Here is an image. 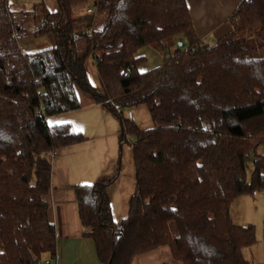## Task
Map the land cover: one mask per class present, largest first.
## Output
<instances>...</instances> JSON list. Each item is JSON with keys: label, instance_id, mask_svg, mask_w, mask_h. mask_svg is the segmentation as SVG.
<instances>
[{"label": "trees", "instance_id": "trees-1", "mask_svg": "<svg viewBox=\"0 0 264 264\" xmlns=\"http://www.w3.org/2000/svg\"><path fill=\"white\" fill-rule=\"evenodd\" d=\"M57 1V11L44 3L17 11L0 0V264L56 257L53 159L85 137L48 118L79 109L78 90L118 118L136 167L119 222L112 180L75 188L83 234L102 263L132 264L169 246L181 264H251L243 250L256 245L255 227L236 225L231 205L264 192V0H243L231 31L213 43L199 37L187 0ZM47 35L53 48L22 50L25 36ZM176 37L186 46L167 53ZM149 46L164 62L142 72L146 58L137 54ZM89 58L102 92L90 81ZM142 106L153 123L147 130L118 110Z\"/></svg>", "mask_w": 264, "mask_h": 264}, {"label": "crops", "instance_id": "crops-1", "mask_svg": "<svg viewBox=\"0 0 264 264\" xmlns=\"http://www.w3.org/2000/svg\"><path fill=\"white\" fill-rule=\"evenodd\" d=\"M242 1L187 0L199 37L212 42L215 41L212 39L215 35L219 39L229 33L230 18ZM9 3L17 11L31 10L42 3L50 11L58 10L57 0H9ZM219 11L225 17H220L217 21L215 17ZM183 44L179 48L186 46V43ZM20 46L27 53L42 51L53 48L55 39L52 35L38 39L25 37ZM86 67L92 85L102 92L99 71L92 58L86 61ZM78 99L79 109L48 118L50 125H71L85 140L61 148L53 159L51 211L56 228L57 252L54 258L51 255L45 256L40 264H103L98 257L95 242L83 234L75 191L77 186L112 180L108 195L115 222L128 216L130 201L136 191L133 147L130 143H122L118 118L105 106L97 103L90 94L78 90ZM133 112V122L141 129L153 127L146 107L136 108ZM132 264L181 263L174 259L169 246H163L138 256Z\"/></svg>", "mask_w": 264, "mask_h": 264}, {"label": "rangeland", "instance_id": "rangeland-1", "mask_svg": "<svg viewBox=\"0 0 264 264\" xmlns=\"http://www.w3.org/2000/svg\"><path fill=\"white\" fill-rule=\"evenodd\" d=\"M85 8L86 4L83 3L75 5V16L82 14ZM220 17L224 18L225 15H222L219 11V14L216 15L215 19L218 21ZM104 18L105 16H103L101 22ZM101 24L102 23H100V25ZM228 25L231 31V26L230 24ZM26 31H32L30 25L26 26ZM179 39L180 37H176L166 43L167 53L174 54L181 43H186L185 40L179 41ZM212 39L216 40L217 35H215V38L213 37ZM171 41H173L174 45L171 44ZM28 43L31 42L28 41ZM211 43H213V41ZM81 48L83 49L84 46L81 45ZM137 55L146 58V63L140 69L142 72L157 68L164 62L163 51L150 46L141 49ZM259 56L264 57V50L259 52ZM260 151L263 152L264 148L260 147ZM231 217L233 222L238 226L247 227L252 225L255 227L257 243L253 247L245 248L243 250V254L251 264H264V195L259 193L258 196H254L253 194H244L239 196L231 205Z\"/></svg>", "mask_w": 264, "mask_h": 264}, {"label": "built area", "instance_id": "built-area-1", "mask_svg": "<svg viewBox=\"0 0 264 264\" xmlns=\"http://www.w3.org/2000/svg\"><path fill=\"white\" fill-rule=\"evenodd\" d=\"M118 110H119V112H122V113L126 114L128 120H130L132 122L134 121L135 116H134V112L132 110L126 111V110H124L122 108H119ZM259 193H262L264 195V192H254L253 195L254 196H258Z\"/></svg>", "mask_w": 264, "mask_h": 264}, {"label": "water", "instance_id": "water-1", "mask_svg": "<svg viewBox=\"0 0 264 264\" xmlns=\"http://www.w3.org/2000/svg\"><path fill=\"white\" fill-rule=\"evenodd\" d=\"M183 46H184V44H183V43H181V44H180V47H183Z\"/></svg>", "mask_w": 264, "mask_h": 264}]
</instances>
